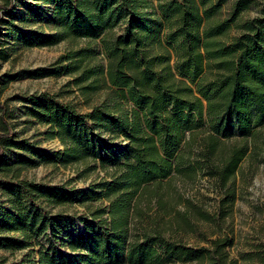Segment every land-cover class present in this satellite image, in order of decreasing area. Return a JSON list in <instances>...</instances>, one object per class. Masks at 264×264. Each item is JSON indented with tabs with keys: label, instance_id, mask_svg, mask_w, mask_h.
Instances as JSON below:
<instances>
[{
	"label": "trees",
	"instance_id": "1",
	"mask_svg": "<svg viewBox=\"0 0 264 264\" xmlns=\"http://www.w3.org/2000/svg\"><path fill=\"white\" fill-rule=\"evenodd\" d=\"M14 1L0 3V23ZM39 1L54 5L53 32L34 34L31 43L84 39L89 44L61 55L60 62H67L61 68H37L27 75H73L88 109L79 112L55 94L41 93L29 97L26 113L48 125L47 136L63 145L53 154L56 160L49 161L65 167L99 163L114 172L108 180L73 192L65 185L47 190L16 183L33 207V192L58 204L105 199L108 205L74 220L10 210L0 217V249L24 248L42 234L47 244L39 250L38 264H237L226 252L227 236L197 248L156 226L132 233L131 223L144 213L138 203L143 193L154 195L172 177L191 178L198 172L225 189L241 161L255 151L264 128V0H157L158 14L148 11L150 0ZM252 6L259 7L258 14L241 19ZM118 26L122 31L113 33ZM97 40L98 51L91 46ZM99 53L104 65L95 61ZM99 91L103 100L90 103ZM14 116L8 103L0 102V171H14L16 178L35 162L27 156L9 162L6 152L37 153L15 140ZM48 155L39 157L48 161ZM233 193L228 186L226 197L232 200ZM159 203L169 215L165 203ZM193 213L214 219L193 208L152 223L175 221L178 228L194 230ZM15 230L23 239L2 233Z\"/></svg>",
	"mask_w": 264,
	"mask_h": 264
},
{
	"label": "rangeland",
	"instance_id": "2",
	"mask_svg": "<svg viewBox=\"0 0 264 264\" xmlns=\"http://www.w3.org/2000/svg\"><path fill=\"white\" fill-rule=\"evenodd\" d=\"M3 2L4 0H0V3ZM150 4L148 11L158 14L157 0H150ZM228 7V4L223 7L222 17L226 16ZM53 8V4L39 0H15L9 10L2 12L0 52H3L5 57L0 58V102L8 103L14 112L15 116L10 123L15 140L35 148L37 155L21 150L6 152L9 162L27 156L35 163L21 169L16 178L14 171H0V217L10 210L16 214L44 211L49 215H60L67 220H74L89 213L91 209L104 208L108 205L105 199H92L84 204L78 200L58 204L33 192L34 202L37 204V207H33L24 189L16 184L27 181L47 190L52 186L65 185L66 189L73 192L76 189L86 190L93 186L92 184L108 180L114 172L112 167L103 168L99 163H89L86 166L81 163L65 167L58 161H49L56 160L53 154L63 150V145L57 138L47 136L48 125L38 122L26 113V108L31 107L29 97L41 93L55 94L58 100L70 102L79 112L88 109L74 84L73 75L63 71L58 75L40 77L27 75L28 71L37 68L56 66L59 69L67 63L60 62L61 55L69 49L89 44L84 39L64 40L51 46L31 43L34 34L53 32L50 22ZM258 8L252 6L241 14V19L257 15ZM121 31V26L112 30L113 33ZM235 33L236 30H231V34ZM91 46L98 51V40ZM95 61L98 64H105L100 53L97 54ZM103 98V91H99L91 97L90 103L98 104ZM261 133L260 138L256 140L255 151L241 161L233 178L227 184L234 190L232 200L231 197H226L228 186L224 189L217 179L205 176L202 172L196 173L191 178L177 175L172 177L169 183L158 187L156 194L143 193L138 203L144 213L142 217L132 221L131 232L146 226H156L166 236H172L197 248L208 247L210 239L217 236H227L230 245L226 248V252L230 259L236 260L237 264H264V143H262L264 128ZM121 141L125 143L124 140ZM40 153H48V161H43L39 157ZM88 167L91 169L87 170ZM96 192L99 191L96 189ZM160 200L165 203L169 215L164 214ZM193 208L214 215V219L206 221L193 213L191 217L194 230L178 228L175 221L166 224V221L158 219V222L152 223L154 218L163 216L164 220H169L176 212ZM2 233L19 239L25 236L19 230ZM46 244L47 240L41 234L33 236L29 240V245L24 248L0 249V264H38L39 250ZM173 264H198V262Z\"/></svg>",
	"mask_w": 264,
	"mask_h": 264
}]
</instances>
